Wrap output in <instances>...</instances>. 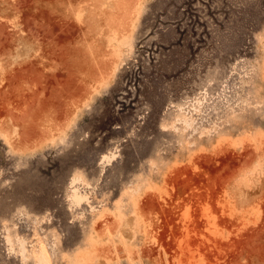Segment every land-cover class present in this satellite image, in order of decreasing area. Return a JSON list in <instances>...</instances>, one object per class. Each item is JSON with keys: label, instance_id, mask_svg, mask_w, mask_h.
I'll return each instance as SVG.
<instances>
[{"label": "rangeland", "instance_id": "rangeland-1", "mask_svg": "<svg viewBox=\"0 0 264 264\" xmlns=\"http://www.w3.org/2000/svg\"><path fill=\"white\" fill-rule=\"evenodd\" d=\"M42 251L264 264V0H0V264Z\"/></svg>", "mask_w": 264, "mask_h": 264}, {"label": "bare ground", "instance_id": "bare-ground-1", "mask_svg": "<svg viewBox=\"0 0 264 264\" xmlns=\"http://www.w3.org/2000/svg\"><path fill=\"white\" fill-rule=\"evenodd\" d=\"M105 157H108V156H105ZM78 180L79 178L77 177H74L71 180L70 186H71L72 194L70 195V201H71V206L81 207L84 203L89 202V197L85 191L79 190V187L77 186ZM20 246H21L22 252L24 253L26 251V248H25V242L23 240L20 241ZM38 262L44 263V264H50L49 259L47 258V256L45 255L43 251L38 256Z\"/></svg>", "mask_w": 264, "mask_h": 264}]
</instances>
